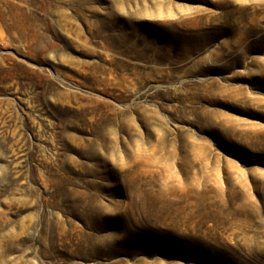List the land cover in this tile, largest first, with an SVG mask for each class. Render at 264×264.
I'll return each instance as SVG.
<instances>
[{
    "label": "rangeland",
    "instance_id": "obj_1",
    "mask_svg": "<svg viewBox=\"0 0 264 264\" xmlns=\"http://www.w3.org/2000/svg\"><path fill=\"white\" fill-rule=\"evenodd\" d=\"M263 181L264 0H0V264H264Z\"/></svg>",
    "mask_w": 264,
    "mask_h": 264
},
{
    "label": "bare ground",
    "instance_id": "obj_2",
    "mask_svg": "<svg viewBox=\"0 0 264 264\" xmlns=\"http://www.w3.org/2000/svg\"><path fill=\"white\" fill-rule=\"evenodd\" d=\"M163 41L165 40L164 39L163 40H153V42L157 43L158 45L162 44ZM105 42L109 46H112L114 48L121 49V47H123L122 46L123 40H105ZM149 54H151L153 58L159 57V54L155 51ZM193 187L187 186V185L179 186L177 184V185L171 186L170 188H167V187L165 188L164 186V188L161 189L162 195L164 196L167 205H170L165 215H163L164 224L168 225V223L171 222L174 225L176 224L180 225V223H183L185 225H188L187 227L189 228L196 227L195 225H193L192 219L194 218L196 213L201 212L202 210H205V209L199 208L197 210H194V208H192L193 203H194L193 202L194 196L197 193ZM222 191H220L219 194H222ZM207 192L209 194H212L210 193V191H207ZM226 195L228 194L226 193ZM231 195L232 194L229 193L228 198H232ZM220 197L222 196L220 195ZM182 201H185L187 203V206L181 205L180 202ZM208 207L211 212L210 216L218 218V221L216 222L218 223V227L219 226L222 227L226 232H229L232 235L233 234L236 235L237 233H242V234L247 233V228L248 230L252 229L253 226L257 222H260L261 224L260 227L264 228V221H260V220L257 221L255 219L259 216L260 213H262L260 211L261 209H259V207L256 206L255 203L252 201L251 196L249 195L247 190L243 192V198L241 200V203L237 205H235V202L233 201L224 202V204L222 205L221 204L218 205L216 204V202H210L209 205L206 207V209ZM228 215H231L234 219L229 218ZM227 238H228V235H227ZM262 258L264 259V257Z\"/></svg>",
    "mask_w": 264,
    "mask_h": 264
}]
</instances>
